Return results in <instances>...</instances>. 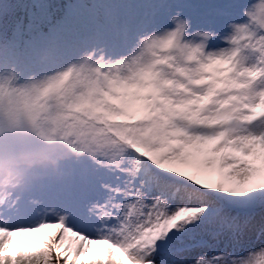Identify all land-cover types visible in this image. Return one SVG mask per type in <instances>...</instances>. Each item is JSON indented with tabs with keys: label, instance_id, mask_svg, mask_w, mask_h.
I'll list each match as a JSON object with an SVG mask.
<instances>
[{
	"label": "snow or ice",
	"instance_id": "snow-or-ice-1",
	"mask_svg": "<svg viewBox=\"0 0 264 264\" xmlns=\"http://www.w3.org/2000/svg\"><path fill=\"white\" fill-rule=\"evenodd\" d=\"M0 264H264V0H0Z\"/></svg>",
	"mask_w": 264,
	"mask_h": 264
},
{
	"label": "clouds",
	"instance_id": "clouds-1",
	"mask_svg": "<svg viewBox=\"0 0 264 264\" xmlns=\"http://www.w3.org/2000/svg\"><path fill=\"white\" fill-rule=\"evenodd\" d=\"M59 148L54 145H37L33 149V157L22 161L15 170H8L0 163V191H13L22 186L28 179H38L33 175L35 169H51L55 171L63 156L57 155Z\"/></svg>",
	"mask_w": 264,
	"mask_h": 264
}]
</instances>
